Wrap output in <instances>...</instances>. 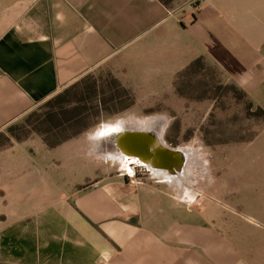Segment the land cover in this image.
<instances>
[{
	"label": "crops",
	"instance_id": "crops-1",
	"mask_svg": "<svg viewBox=\"0 0 264 264\" xmlns=\"http://www.w3.org/2000/svg\"><path fill=\"white\" fill-rule=\"evenodd\" d=\"M194 65L264 110V0H0V131L96 68L172 81ZM4 171L0 264H264L263 206L230 203L220 168L213 208L183 183L62 193L42 169Z\"/></svg>",
	"mask_w": 264,
	"mask_h": 264
},
{
	"label": "rangeland",
	"instance_id": "rangeland-1",
	"mask_svg": "<svg viewBox=\"0 0 264 264\" xmlns=\"http://www.w3.org/2000/svg\"><path fill=\"white\" fill-rule=\"evenodd\" d=\"M205 73V79L197 77L194 65L170 81L102 66L82 76L64 89L75 94L65 102L54 103L62 90L0 131V199L4 167L12 166L24 174L42 169L62 193L94 189L107 175L158 181L174 195L183 183L190 208L201 202L213 208L212 181L220 168L221 191L223 182L233 188L230 203L244 212L248 203L264 209V110L223 77ZM84 86L90 91L84 93ZM46 115L55 121L47 122ZM71 116L59 132L49 129ZM122 132L154 136L166 150L183 155L181 167L163 176L147 165L141 167L145 171L134 172L133 158L121 156L113 142ZM253 238L264 245V237Z\"/></svg>",
	"mask_w": 264,
	"mask_h": 264
},
{
	"label": "water",
	"instance_id": "water-1",
	"mask_svg": "<svg viewBox=\"0 0 264 264\" xmlns=\"http://www.w3.org/2000/svg\"><path fill=\"white\" fill-rule=\"evenodd\" d=\"M149 140V142H148ZM148 140H142L139 138H122L119 140V144L121 146V156L122 154H137L140 156H143V158L150 160L152 165H154L158 169H166L169 170L172 167H175L177 170L181 167V163L183 160V155L179 152H172L167 151L164 148H161L158 146V142L154 136H150ZM154 151L151 153L149 152L150 147H154ZM135 147H138V149H134ZM132 149L135 150V152L132 151ZM125 152V153H124ZM182 159V160H181ZM176 160V162L174 161ZM180 160V165L177 166ZM154 166H151L155 168Z\"/></svg>",
	"mask_w": 264,
	"mask_h": 264
},
{
	"label": "flooded vegetation",
	"instance_id": "flooded-vegetation-1",
	"mask_svg": "<svg viewBox=\"0 0 264 264\" xmlns=\"http://www.w3.org/2000/svg\"><path fill=\"white\" fill-rule=\"evenodd\" d=\"M150 136L151 135L146 134V133H142V132L141 133L140 132H122V133L116 134V136L113 137V140H114L113 142H114V145H117V149L121 153L122 150H121V146L119 144V140H121L122 138L126 137V138H133V139H135L137 137V138L142 139V140H148V138ZM148 142H149V140H148ZM155 146L156 145H154V147L152 146V147L149 148L150 149L149 150L150 153L152 151H154ZM158 146H160L161 148H163L160 144H158ZM155 149H157V148H155ZM164 149H166V148H164ZM167 151H169V150L167 149ZM122 156H125V157L127 156L130 159L133 158L132 160H134V161H132L133 163H131L130 165L132 166V169L134 170V172L140 173V172L145 171L144 169L141 168L143 165H147L149 168H152L154 171L159 170L154 165H152V163L150 161L151 159L150 160H147V159L143 158V156H140V155H137V154H126L125 153V154H122ZM151 166H154L155 168H153ZM173 169H174V167H172L168 171H166V170H164V171H166V173L172 174L176 170V169H174L173 172H170Z\"/></svg>",
	"mask_w": 264,
	"mask_h": 264
},
{
	"label": "trees",
	"instance_id": "trees-1",
	"mask_svg": "<svg viewBox=\"0 0 264 264\" xmlns=\"http://www.w3.org/2000/svg\"><path fill=\"white\" fill-rule=\"evenodd\" d=\"M86 91H90L89 86H84V93H86ZM71 92H72L73 95H75L73 90L71 91V89L62 91L61 94H59L57 97L54 98V103L55 104H61V103L65 102V100L67 98H69ZM97 105H101V104L98 102ZM105 110L106 109H103V111H105ZM59 115H62V114H59ZM73 118H74V116H71V117H69L68 120L62 121V123L52 124V126L49 129L50 130H54V131H58L57 129L60 127V125H64L65 126L67 123H70L73 120ZM46 121L47 122H52V121H55V119L51 115H46Z\"/></svg>",
	"mask_w": 264,
	"mask_h": 264
},
{
	"label": "bare ground",
	"instance_id": "bare-ground-1",
	"mask_svg": "<svg viewBox=\"0 0 264 264\" xmlns=\"http://www.w3.org/2000/svg\"><path fill=\"white\" fill-rule=\"evenodd\" d=\"M134 149L136 150V149H138V147H135ZM134 149H132L133 152H135ZM185 153L188 154V152H185ZM181 160H182V159H181ZM174 161L176 162V160H174ZM178 165H180V160H179V163L177 164V166H178ZM174 169H176V168L174 167ZM174 169H173L172 171H170V172H173ZM159 170H161V169H159ZM162 170L164 171V169H162ZM165 170H166V169H165ZM166 171H168V170H166ZM166 171H165V172H166Z\"/></svg>",
	"mask_w": 264,
	"mask_h": 264
}]
</instances>
